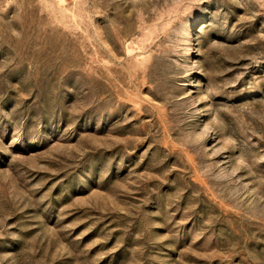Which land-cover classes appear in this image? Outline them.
I'll use <instances>...</instances> for the list:
<instances>
[{
    "label": "rangeland",
    "instance_id": "374dc122",
    "mask_svg": "<svg viewBox=\"0 0 264 264\" xmlns=\"http://www.w3.org/2000/svg\"><path fill=\"white\" fill-rule=\"evenodd\" d=\"M0 264H264V0H0Z\"/></svg>",
    "mask_w": 264,
    "mask_h": 264
}]
</instances>
